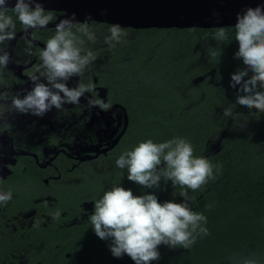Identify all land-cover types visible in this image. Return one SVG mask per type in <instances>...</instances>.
Instances as JSON below:
<instances>
[{
  "label": "trees",
  "instance_id": "trees-1",
  "mask_svg": "<svg viewBox=\"0 0 264 264\" xmlns=\"http://www.w3.org/2000/svg\"><path fill=\"white\" fill-rule=\"evenodd\" d=\"M45 13L54 17L52 11ZM7 14L15 20L11 9ZM217 28L121 27L136 35L110 47L108 61L97 73L128 110L124 137L113 157L104 158V169L92 170L84 182L59 187L63 194L51 201L33 202L30 224L21 223L26 219L20 213L32 200L29 196L20 192L0 205V264H134L127 255L111 254L110 242L96 236L89 217L94 202L114 186L120 184L134 195L153 191L129 181L115 158L140 142L174 138L185 139L194 156L206 158L215 178L196 191L162 181L155 195L161 203L181 202L179 193L187 190L194 197L191 210L207 218L208 235L198 236L189 249L160 245V258L151 264H264V113L236 103L231 74L243 64L234 58V26H224V41L214 38ZM220 50V57L212 55ZM226 109L230 117L223 114ZM11 178L16 184L29 179L20 171ZM57 211L59 219L54 218Z\"/></svg>",
  "mask_w": 264,
  "mask_h": 264
},
{
  "label": "clouds",
  "instance_id": "clouds-1",
  "mask_svg": "<svg viewBox=\"0 0 264 264\" xmlns=\"http://www.w3.org/2000/svg\"><path fill=\"white\" fill-rule=\"evenodd\" d=\"M8 10L6 0H0V45L15 39L16 21L28 31L47 27L53 20L51 13L46 14L37 0H15L11 6L15 20L7 14ZM73 19L65 18L56 24L55 34L39 54L40 65L28 75L31 89L11 100L0 96V104L9 103L18 114L43 117L53 109L61 110L65 103L79 104L81 97L93 89L91 84L82 83L70 88L66 83L82 75L97 59L96 53L86 48V44L96 43L95 33L87 24H74ZM125 36L119 25H112L105 43L114 47ZM234 37L238 43L234 58L243 64L231 74L230 87L236 88L238 93L236 103L264 113V4L245 8L237 14ZM214 38L227 40L228 32L219 27ZM25 52L32 55L30 48ZM220 54L221 50L212 53L218 57ZM10 60V54L0 47V69L6 68ZM98 104L109 107L99 101H90V106ZM223 114L230 117L232 112L226 109ZM115 164L127 170L129 181L153 191L134 195L131 189L119 184L94 202L89 217L91 228L98 238L110 242L108 246L114 257L127 255L134 264H151L160 258V245L189 249L198 236L208 235L204 226L207 218L203 213L191 210L189 202L194 197H190L187 190L179 193L183 198L181 202L168 200L161 203L155 195L162 181L196 191L215 178L213 165L203 156H194L188 141L174 138L155 143L149 139L124 151ZM220 167L216 166L217 171ZM11 199V191H0V205H6ZM59 216L57 211L54 218L59 219ZM245 264H255V261L248 260Z\"/></svg>",
  "mask_w": 264,
  "mask_h": 264
},
{
  "label": "flooded vegetation",
  "instance_id": "flooded-vegetation-1",
  "mask_svg": "<svg viewBox=\"0 0 264 264\" xmlns=\"http://www.w3.org/2000/svg\"><path fill=\"white\" fill-rule=\"evenodd\" d=\"M52 12L54 21L60 12ZM79 24L84 23L76 25ZM54 34L55 28L50 27L25 31L23 25L16 21L14 41L0 45L11 56L8 66L0 69V96H7L11 100L13 96H22L31 89L28 75L40 65L39 54ZM26 48L31 49L32 55L25 52ZM99 69V65L94 62L82 75L66 82L70 88L82 83L94 86L81 97L79 104L65 103L61 110L53 109L43 117L18 114L9 103L0 104V184L5 185L11 180L14 182L11 176L20 171L29 177L25 182L35 185L37 191L22 193L32 200H28L20 211L26 219L21 223L33 222V202L54 199V192L50 189L52 184L73 181L74 173L85 164L93 165V170L104 169L105 162L108 163L104 158L113 157L124 137L130 115L127 108L111 95L108 83L97 73ZM90 101H99L109 107L103 108L99 104L93 107ZM120 106L125 108V113ZM123 128V134L111 149L83 159L110 146ZM99 164L105 166L98 168ZM65 184L62 183L60 187L63 188ZM16 194L19 193H12L13 196ZM21 259L22 255L16 258L19 262Z\"/></svg>",
  "mask_w": 264,
  "mask_h": 264
},
{
  "label": "water",
  "instance_id": "water-1",
  "mask_svg": "<svg viewBox=\"0 0 264 264\" xmlns=\"http://www.w3.org/2000/svg\"><path fill=\"white\" fill-rule=\"evenodd\" d=\"M6 2L11 8L15 0ZM37 2L44 10L60 12L54 21L48 23L47 27L50 28H56V24L62 19L74 18V24L98 22L135 30L234 26L236 16L242 10L264 4V0H37ZM120 107L125 113V108ZM124 130L125 128L110 146L97 150L94 155H88L83 159L95 157L98 153H105L111 149Z\"/></svg>",
  "mask_w": 264,
  "mask_h": 264
},
{
  "label": "rangeland",
  "instance_id": "rangeland-1",
  "mask_svg": "<svg viewBox=\"0 0 264 264\" xmlns=\"http://www.w3.org/2000/svg\"><path fill=\"white\" fill-rule=\"evenodd\" d=\"M109 28H103V27H94L93 29L90 28L91 31H93L95 33L96 36V43L95 44H91L88 43L86 44V48L87 49H91L92 51H94L97 55V59L95 60V63L99 65V71L102 69V65L103 62L108 61V56L111 54V48L108 46V44L105 43V37L107 35H109ZM126 36L123 38V40L125 39H130L132 37H134L136 35L135 32H125ZM87 128V127H86ZM85 128V129H86ZM116 161V158L115 160ZM105 165L99 164L98 168H102ZM92 167L93 165L90 164H85L82 166L81 170L77 171L74 173V180L70 181V183L72 182H84L85 177L88 175H91L92 173ZM63 184H65V182H62ZM62 183H58V184H52V186L50 187L51 191L54 192L55 196H60L61 194H63L64 189L59 188ZM35 185L33 186V184L29 183V182H25V181H20L19 184L14 183L12 180L8 181L5 185H1L0 184V189L1 191H11L12 193H27V192H32V193H36L37 191L35 190Z\"/></svg>",
  "mask_w": 264,
  "mask_h": 264
}]
</instances>
